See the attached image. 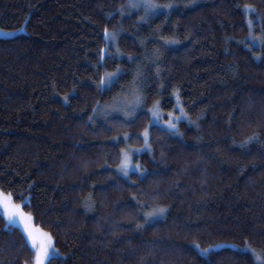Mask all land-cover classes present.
<instances>
[{"label":"trees","instance_id":"obj_1","mask_svg":"<svg viewBox=\"0 0 264 264\" xmlns=\"http://www.w3.org/2000/svg\"><path fill=\"white\" fill-rule=\"evenodd\" d=\"M155 1L178 7L0 0V27L25 28L0 37V190L53 237L51 264H205L194 242L237 246L212 264H264V0ZM105 29L119 32L120 54L105 53ZM117 67L118 83L100 89ZM135 85L144 103L132 118H98ZM177 93L195 123L172 134L148 109L159 101L167 120ZM145 129L144 173L124 178L121 150L143 148ZM156 206L167 212L147 222ZM31 258L0 218V264Z\"/></svg>","mask_w":264,"mask_h":264},{"label":"snow or ice","instance_id":"obj_2","mask_svg":"<svg viewBox=\"0 0 264 264\" xmlns=\"http://www.w3.org/2000/svg\"><path fill=\"white\" fill-rule=\"evenodd\" d=\"M130 8H140L144 11L145 15L155 14L158 9H171L173 7H178V5H172V4H165V5H157L152 2V0H130L129 3ZM244 12L245 13H255V8L250 5L244 6ZM143 19V18H142ZM252 20H248V25L251 27ZM0 35H12L11 32H4L3 30H0ZM104 37L107 41H114L116 39V33L115 32H109L107 29L104 30ZM253 41L255 43V38H253ZM177 41L175 40H168L165 41L166 44H174ZM101 61L104 59V50L101 49ZM128 59H131V57H128ZM122 69L119 67L116 68L114 72L105 73L103 77L100 78L98 87L100 89L108 88L110 89L115 84L118 83L120 75L122 73ZM157 74H159V70H157ZM143 76V73L140 71V69H137V72L134 76V81L136 83L142 82L141 77ZM177 95V109L180 112V115H175L173 112H169L167 114L168 119L166 120V127L167 130H169L172 134H178L179 130L177 128V124L181 120H187L188 117L185 114L184 108L179 103V95ZM134 101L131 104L125 105L129 112H135L137 108L142 107L144 103V97L140 94V90L137 88L134 93ZM68 100V97L66 96L64 98V102L66 103ZM117 110H120L119 108ZM95 112V109L93 110ZM148 112L150 113L152 120L155 124H159V122L163 119V116L160 111V102L155 101L153 104V107L148 109ZM91 119V117L89 118ZM190 123H195V121H189ZM148 137L149 133L148 130L145 129L143 133V139L145 143V147L147 150H151V146L148 143ZM124 139L127 140L128 136L125 135ZM254 139V137L249 138ZM135 151L139 152L140 149L135 150H121V159L120 164L118 166V174H120L124 178L129 177V171L132 170L135 173L139 175H143L140 169V165H132L131 163V155L130 152ZM21 199H23L21 197ZM135 199V197H133ZM25 207L30 206L27 202L24 204ZM167 212V208L156 206L152 208L150 211L143 213L144 218L147 222H155L159 220L160 218H163L165 213ZM7 218V223L11 226L18 227L21 231L22 235L25 236V246L29 248V251L32 253L31 258V264H51V261L53 259H56L59 256L58 250L54 246V242L52 241V238L48 234H43L42 239H37V236L34 235L33 230L29 227V224L27 223V220L25 219V214L19 210V207L12 204V196L11 193L5 194L4 192L0 191V218ZM30 219V216L28 217ZM142 227L141 225H137V228ZM192 249L195 251V253L200 256L204 261L205 264H212V262L209 261V257L216 253L217 249L222 248H232L235 249L236 245H212L210 247H201L197 243H193L191 246ZM246 249L251 252L253 256H256L255 249H252L249 245L245 246ZM257 259L259 257L257 256ZM24 264H29L28 261H25Z\"/></svg>","mask_w":264,"mask_h":264},{"label":"rangeland","instance_id":"obj_3","mask_svg":"<svg viewBox=\"0 0 264 264\" xmlns=\"http://www.w3.org/2000/svg\"><path fill=\"white\" fill-rule=\"evenodd\" d=\"M152 2L153 3H155V4H157V5H160V4H158L155 0H152ZM166 4H169V3H166ZM161 5H163V4H161ZM165 5V4H164ZM138 8H135V9H133V8H130L129 10H131V11H134V10H137ZM158 10H160V9H158ZM157 10V11H158ZM162 10V9H161ZM0 30H3L4 32H11L12 33V35H0V37H14V36H16V35H18V34H21V33H23L24 31H25V28H21V29H19V30H8V29H4V28H1L0 27ZM116 33V39L114 40V41H107V45H106V48H105V53H107L108 51H110V50H113V52L116 54V53H119L120 54V48H119V46H118V35H119V32H115ZM253 40V39H252ZM256 41V40H255ZM139 89V87H138V85H135L134 86V88L132 89V90H130L129 91V93L128 94H126V95H124V96H122L121 98H119V99H117L115 102H112L110 105L109 104H107V105H103V106H101L100 107V109H99V111H98V114H97V116H98V118L99 119H106L107 120V118L109 119L110 118V116H112V115H121V116H125V117H127V118H132L140 109H142V107H140V108H137L136 110H135V112H132V113H130L129 112V110H128V108L125 106V105H127V104H131L133 101H134V93H135V90L136 89ZM179 103H180V105L182 106V103L180 102V100H179ZM175 109L172 111L175 115H180V112H179V110L177 109V102L175 103ZM183 107V106H182ZM120 109V110H117V109ZM160 111H161V114H162V116H163V119L159 122V124L158 125H160V126H162V127H164V128H166L167 129V127H166V120H165V116H164V112L162 111V109L160 108ZM185 111V110H184ZM185 114L187 115V113L185 112ZM187 117H188V115H187ZM181 121H187V122H189V121H192L189 117H188V119L187 120H181ZM180 121V122H181ZM179 122V123H180ZM178 123V124H179ZM190 123V122H189ZM178 124H177V128H178ZM149 141H150V137H148V143H149ZM129 149H131V150H135V149H140V151L137 153V152H135V151H131L130 152V155H131V163H132V165H136V164H139L140 165V163H138L137 162V160H136V157H137V155L138 154H140L142 151H144V150H146L147 148L144 146L143 148H136V147H133V146H131V145H127L126 146V148L124 149V150H129ZM80 165V164H79ZM83 165H80V167H82ZM140 169H141V172L142 173H144V171L142 170V167H141V165H140ZM134 171H132V170H130L129 171V175L131 174V173H133ZM1 191V190H0ZM5 194H7V193H5ZM12 204H14V205H16V206H18L19 207V210H21L24 214H25V219L27 220V223L29 224V227L33 230V233H34V235H36L37 236V239L39 240V239H42L43 238V234H48V235H50L48 232H46V231H43V230H41L40 228H38V227H36L35 226V224H34V222H33V219H32V217L28 214V213H26L24 210H23V208H22V206L21 205H19V204H17L16 202H14V200L12 199ZM152 208H154V207H150V208H148L147 209V211L146 212H148V211H150ZM30 216V219H28V217ZM51 236V235H50ZM51 238H52V241L54 242V239H53V237L51 236ZM55 246V245H54ZM56 248V247H55ZM57 249V248H56ZM46 264H47V262H46Z\"/></svg>","mask_w":264,"mask_h":264}]
</instances>
